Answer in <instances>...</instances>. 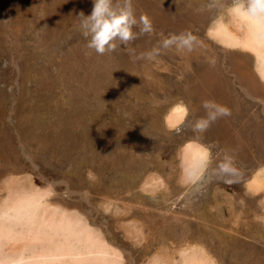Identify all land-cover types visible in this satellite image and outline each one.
<instances>
[{
  "label": "rangeland",
  "instance_id": "rangeland-1",
  "mask_svg": "<svg viewBox=\"0 0 264 264\" xmlns=\"http://www.w3.org/2000/svg\"><path fill=\"white\" fill-rule=\"evenodd\" d=\"M66 1L0 0V196L8 178L49 188L133 264H175L192 249L212 264H264V157L244 152L231 184L184 173L190 142L213 153L209 174L228 152L191 130L194 100L179 77L206 44L225 49L207 30L220 18L233 26V0H133L154 32L103 56L87 48L80 20H66ZM181 32L196 37L190 50L161 47ZM179 105L185 114L169 122Z\"/></svg>",
  "mask_w": 264,
  "mask_h": 264
},
{
  "label": "bare ground",
  "instance_id": "bare-ground-1",
  "mask_svg": "<svg viewBox=\"0 0 264 264\" xmlns=\"http://www.w3.org/2000/svg\"><path fill=\"white\" fill-rule=\"evenodd\" d=\"M61 10L68 21L79 20L80 12L88 15L92 11L81 0H67ZM184 15L182 11V20ZM231 15L233 26L220 18L207 30L208 37L225 49L218 53L206 44L201 56V52L192 53L181 69L180 91L193 97L196 119L205 116L204 100H215L230 110L231 115L196 136L217 140L236 160L243 159L244 152L249 156L251 150L255 157H264V116L257 111L261 105L264 112V19ZM197 24L201 33L206 23ZM184 107L177 106L168 121H179L186 112ZM200 145L197 141L185 145V174L199 168ZM257 177L255 183H259ZM3 190L0 264H133L131 252L112 245L109 237L77 209L54 202L49 188L8 178L3 181ZM199 253L198 249L184 250L175 264H212ZM161 260L154 255L146 264H161Z\"/></svg>",
  "mask_w": 264,
  "mask_h": 264
},
{
  "label": "clouds",
  "instance_id": "clouds-1",
  "mask_svg": "<svg viewBox=\"0 0 264 264\" xmlns=\"http://www.w3.org/2000/svg\"><path fill=\"white\" fill-rule=\"evenodd\" d=\"M93 8L90 15L80 12V29L87 40V48L97 55H106L117 50L120 45H128L140 35H150L154 32L151 20L145 14L136 15L133 0H92ZM231 12L238 18L252 20L264 19V0H233ZM45 28L47 25L44 26ZM139 29V31H135ZM196 37L190 32L172 34L163 39L161 47L168 49L171 46L177 50H190ZM160 54V49H153L144 54L147 59L153 60ZM202 107L205 116L196 119L191 125L195 134L205 133L218 119L231 115L230 110L218 104L215 100H204ZM199 157L200 178L207 177L220 179L224 183H234V177L242 176L243 172L237 166L236 157L225 152L214 168L212 164L213 153L201 144Z\"/></svg>",
  "mask_w": 264,
  "mask_h": 264
}]
</instances>
